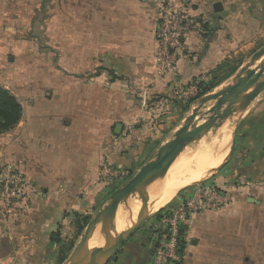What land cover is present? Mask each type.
<instances>
[{"label": "crops", "instance_id": "crops-1", "mask_svg": "<svg viewBox=\"0 0 264 264\" xmlns=\"http://www.w3.org/2000/svg\"><path fill=\"white\" fill-rule=\"evenodd\" d=\"M178 1L195 25L175 67L162 76L156 67L155 0H72V33L58 46L57 66L47 67L40 79L33 73L25 77V98H19L17 84L4 86L19 100L22 115L0 134V162L22 174L25 196L19 205H0V264H34L42 262L38 252L50 244L57 250L50 241L54 225L69 212L90 214L105 203L112 179L101 175L103 164L137 169L145 142L170 120L179 121L172 130L181 124L187 114L181 92L193 79L206 80L207 72L231 55L242 57L238 70L264 44L257 45L264 35V0ZM263 94L236 124L259 148ZM117 123L120 131L114 133ZM189 227L183 228L186 243ZM145 245L126 241L116 263L141 264Z\"/></svg>", "mask_w": 264, "mask_h": 264}, {"label": "rangeland", "instance_id": "rangeland-1", "mask_svg": "<svg viewBox=\"0 0 264 264\" xmlns=\"http://www.w3.org/2000/svg\"><path fill=\"white\" fill-rule=\"evenodd\" d=\"M71 33L72 0H0V56L2 60L0 84L11 89L17 84L18 91H21L18 92L19 98H25V77L33 73L37 79H40L41 73L47 67H56L58 46L61 45L62 48L63 37L66 38ZM263 42L264 35L260 37L257 45ZM9 57H12V60L9 61ZM228 59L235 63L242 60V57L231 55ZM15 78H17L16 83ZM263 95H261L262 99ZM196 102L192 103L185 112H190ZM259 107L264 108L263 101ZM180 116L182 114L179 118ZM239 119L241 118L233 116L227 120L230 124L227 123L233 126L231 139L233 137L234 151L226 164L218 171L212 169L204 179L181 187L168 203L152 210L139 228L123 242L124 244L126 241L139 239L146 244L145 250L147 249L148 253L141 255V264H151L154 242L158 239L159 231H162L160 228H163L161 226L167 212L173 209L180 198L186 197L187 199L182 201L185 202L192 197L188 198L189 194L193 195L204 186L219 191L224 196L225 202L215 210L195 213V218L187 228V245L185 246L187 250H184V256L179 264H223L222 259L225 260L224 264H264V143L259 148L255 146V138L242 136L239 125L236 127ZM178 122V118L175 121L170 120L167 128L163 127L160 132L154 134L155 139L145 142L144 150L138 154V165L154 157L160 142L172 137V126ZM261 125L264 126V123ZM212 135L214 134L210 131L203 139L188 144L178 156L184 158L201 141L208 140ZM183 152L187 153L183 154ZM7 164L11 163L0 162V184L3 167ZM118 170L123 174L112 178L109 194L136 171V169ZM24 188L25 186H23L20 199L9 203L3 200L0 193V205L6 208L19 205L25 196ZM109 194H106V200ZM129 197L136 200V205L140 204L139 192ZM247 197L255 198L258 203L247 201ZM125 202L120 205L123 206ZM162 210L164 212H161ZM95 211L96 209H93L90 214L79 211L69 212L60 220L57 227L54 225V230L59 232V238L64 247L63 254L68 252L69 245L76 243L80 236L76 235L78 232L76 222L79 221L81 224L85 215L92 216ZM56 220L54 219L53 223ZM51 247L52 244L49 248L38 252V254H43L40 255L43 260L42 262L39 259L34 260V264H62L58 262V245L57 250ZM120 247L107 264H118L116 258Z\"/></svg>", "mask_w": 264, "mask_h": 264}, {"label": "water", "instance_id": "water-1", "mask_svg": "<svg viewBox=\"0 0 264 264\" xmlns=\"http://www.w3.org/2000/svg\"><path fill=\"white\" fill-rule=\"evenodd\" d=\"M262 91H264V44L255 50L223 85L197 98L196 105L191 107L181 124L173 130L172 137L159 144L154 157L143 162L122 185L110 192L105 203L101 204L88 220L62 264H107L123 242L151 214L150 195L153 182L165 175L171 162L188 144L199 141L210 131L215 134L216 130L233 116L240 118ZM120 126L119 123L114 126V133H119ZM233 151L232 137L227 156L213 169L220 170ZM137 192L140 193V205L134 219L125 228L106 239L118 206ZM247 201L258 203L253 197H248ZM95 234L103 242L90 249L89 241Z\"/></svg>", "mask_w": 264, "mask_h": 264}, {"label": "built area", "instance_id": "built-area-1", "mask_svg": "<svg viewBox=\"0 0 264 264\" xmlns=\"http://www.w3.org/2000/svg\"><path fill=\"white\" fill-rule=\"evenodd\" d=\"M158 8L156 28V67L159 76L175 67L178 54L184 46L186 34L194 27V18L187 13L178 0H155ZM197 93L195 84L184 88L183 97ZM103 177L112 179L123 173L113 166L103 164L100 168ZM24 186L22 174L14 165H4L0 193L6 203L20 199ZM225 202L224 196L209 187H201L190 199L169 211L163 218V229L155 242L151 264H174L179 260L177 253L181 230L192 223V215L207 210H215Z\"/></svg>", "mask_w": 264, "mask_h": 264}, {"label": "bare ground", "instance_id": "bare-ground-1", "mask_svg": "<svg viewBox=\"0 0 264 264\" xmlns=\"http://www.w3.org/2000/svg\"><path fill=\"white\" fill-rule=\"evenodd\" d=\"M220 127L216 130V134L209 136L210 138L206 141H201L184 158L180 156L175 158L165 175L153 182L150 195L151 210H156L168 203L181 187L207 177L212 169L225 159L233 127L227 122ZM220 136L221 138H219ZM186 153L183 152V154ZM135 201L134 198L129 197L123 206H118L106 239L125 228L134 219L140 205H136ZM102 242L103 240H99L95 234L90 238L89 248L93 249Z\"/></svg>", "mask_w": 264, "mask_h": 264}, {"label": "trees", "instance_id": "trees-1", "mask_svg": "<svg viewBox=\"0 0 264 264\" xmlns=\"http://www.w3.org/2000/svg\"><path fill=\"white\" fill-rule=\"evenodd\" d=\"M240 60L235 63L229 61L226 58L221 64H219L215 69L210 70L206 74V80H196L193 79L194 84L197 87V93L195 96L188 97L186 104L183 106V109L186 110L188 107L194 103L197 98L201 95L213 90L219 84L228 79L234 72L237 70ZM22 115V106L19 100L4 86L0 85V134L7 132L13 128L20 120ZM132 175V174H131ZM161 212H164L163 210ZM168 213V212H167ZM91 218L90 215H85L83 217L82 223L79 221L76 222V228L78 229L77 236L81 234L88 220ZM50 241L58 245V262L62 263L72 250L75 243L69 245L68 252L63 254L64 247L61 244L59 238V232L53 231L50 234ZM186 242L183 237V230L180 232L177 253L179 260L175 261L174 264H179L184 256Z\"/></svg>", "mask_w": 264, "mask_h": 264}]
</instances>
